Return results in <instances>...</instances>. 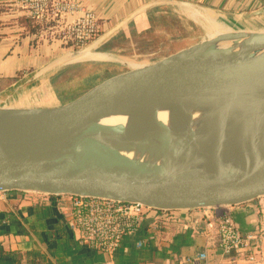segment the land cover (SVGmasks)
<instances>
[{"label": "water", "instance_id": "obj_1", "mask_svg": "<svg viewBox=\"0 0 264 264\" xmlns=\"http://www.w3.org/2000/svg\"><path fill=\"white\" fill-rule=\"evenodd\" d=\"M214 35L160 60L128 64V70L93 83L75 97L63 94L56 105L0 107V190L105 198L164 211L235 206L264 196V159L257 146L264 117V32ZM90 44L67 58L88 54L103 62L90 54ZM184 101L220 104L216 162L229 108L234 103L244 106L242 130L250 136V169L218 167L208 172L135 160L112 144L135 141L124 127L98 122L107 114L151 112ZM183 135L161 128L138 139L197 151L194 133Z\"/></svg>", "mask_w": 264, "mask_h": 264}, {"label": "crops", "instance_id": "obj_2", "mask_svg": "<svg viewBox=\"0 0 264 264\" xmlns=\"http://www.w3.org/2000/svg\"><path fill=\"white\" fill-rule=\"evenodd\" d=\"M76 1L95 11L101 21L100 34L89 48L103 62L121 63L117 54L124 53L125 47L120 43L129 46L134 33L150 28L152 20H166L168 14L178 19L186 15L206 29L264 32V0ZM26 18L12 0H0V107L58 104L64 93L54 88L53 77L84 60L67 58L71 51L59 42L44 40ZM64 212L54 197L13 194L0 201V249L32 253L43 264H264V196L235 206L175 210L157 227L146 221L112 256L78 244L65 224ZM224 215H230L243 232L261 230L257 255L223 253L216 224ZM139 241L144 242L142 247H137ZM203 252L207 259L199 260ZM11 263L10 258L0 259V264Z\"/></svg>", "mask_w": 264, "mask_h": 264}, {"label": "built area", "instance_id": "obj_3", "mask_svg": "<svg viewBox=\"0 0 264 264\" xmlns=\"http://www.w3.org/2000/svg\"><path fill=\"white\" fill-rule=\"evenodd\" d=\"M12 4L39 25L44 40L59 42L71 52L88 46L101 31L96 12L76 0H12ZM13 194L22 198L49 196L0 190V201H6ZM57 199L65 210V223L78 244L110 256L123 246L128 236L140 231L144 222L157 227L172 212L105 198L60 195ZM216 234L218 246L226 255H257L263 239L260 229L243 232L230 215L218 219ZM143 245L142 241L137 243V247ZM198 259L206 260L207 254L200 253Z\"/></svg>", "mask_w": 264, "mask_h": 264}, {"label": "bare ground", "instance_id": "obj_4", "mask_svg": "<svg viewBox=\"0 0 264 264\" xmlns=\"http://www.w3.org/2000/svg\"><path fill=\"white\" fill-rule=\"evenodd\" d=\"M221 32L219 30L217 33ZM90 57L86 54L80 58ZM220 110V104L215 102L184 101L160 105L151 112L107 114L100 117L98 122L124 127L127 136L135 141L124 143L116 140L112 144L123 155L135 160L164 167L200 168L208 172H214L218 167L250 169V136L242 130L246 110L240 103H234L229 108L228 119L222 131L220 158L217 162L214 160ZM160 126L181 138L184 137V132H193L199 149L187 153L174 145L138 139L148 131L160 130ZM257 146L259 157L264 159V117L258 130Z\"/></svg>", "mask_w": 264, "mask_h": 264}, {"label": "rangeland", "instance_id": "obj_5", "mask_svg": "<svg viewBox=\"0 0 264 264\" xmlns=\"http://www.w3.org/2000/svg\"><path fill=\"white\" fill-rule=\"evenodd\" d=\"M179 16L181 19L168 14L166 20H152L150 28L134 33L135 38L129 46H123L125 41H122L120 46L125 47L124 53L117 54L122 57L121 63L84 59L64 67L53 77L54 88L60 93H73L75 97L93 83L128 70V64L160 60L181 49L193 47L219 31L215 28L206 29L186 15Z\"/></svg>", "mask_w": 264, "mask_h": 264}, {"label": "trees", "instance_id": "obj_6", "mask_svg": "<svg viewBox=\"0 0 264 264\" xmlns=\"http://www.w3.org/2000/svg\"><path fill=\"white\" fill-rule=\"evenodd\" d=\"M26 19L28 22H30V25L33 27L32 31L37 32L39 30V25L31 18H26ZM48 197L57 198V196H48ZM5 257L12 259L11 264H22V261L24 259L27 260L28 264H43L42 259L32 253H22L20 251H10V250L8 251V250L0 249V259H3Z\"/></svg>", "mask_w": 264, "mask_h": 264}]
</instances>
